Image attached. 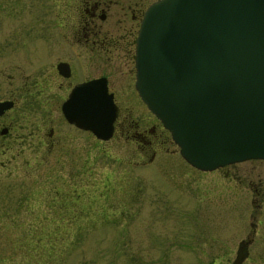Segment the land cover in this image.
Returning <instances> with one entry per match:
<instances>
[{"label": "rangeland", "instance_id": "374dc122", "mask_svg": "<svg viewBox=\"0 0 264 264\" xmlns=\"http://www.w3.org/2000/svg\"><path fill=\"white\" fill-rule=\"evenodd\" d=\"M75 3L63 12L69 19ZM118 11L121 21L115 14L102 25L126 30L129 42L137 21ZM111 89L120 114L109 139L64 126L55 111L61 147L38 135L0 155V264H230L242 240L241 264H264V160L198 169L133 86ZM142 115L149 135L134 140Z\"/></svg>", "mask_w": 264, "mask_h": 264}, {"label": "water", "instance_id": "95a60500", "mask_svg": "<svg viewBox=\"0 0 264 264\" xmlns=\"http://www.w3.org/2000/svg\"><path fill=\"white\" fill-rule=\"evenodd\" d=\"M135 87L187 162L212 170L264 159V0H155L135 38ZM65 118L112 136L104 77L74 86Z\"/></svg>", "mask_w": 264, "mask_h": 264}, {"label": "flooded vegetation", "instance_id": "af4514ba", "mask_svg": "<svg viewBox=\"0 0 264 264\" xmlns=\"http://www.w3.org/2000/svg\"><path fill=\"white\" fill-rule=\"evenodd\" d=\"M70 1L76 3L74 18L69 19V15L63 12L70 6ZM146 2L147 0H0V155L20 149V140L26 137L37 138L39 135L42 145L50 141L47 144L50 148H54L57 143L59 145V140L55 138L61 132L56 130L57 124L52 118L55 111L60 115L64 126L87 131L65 118L62 103L72 87L101 77H105L108 90L113 92L117 105L114 136L119 123L120 106L116 94L119 91L115 92L111 86H124L123 91H120L121 95L135 86V35L130 31L132 40L125 42L126 30L115 34L108 27H103L102 22L115 16L116 11L120 10L125 15L129 12L130 19L136 20L139 26L144 9L149 3ZM54 4L61 7L60 17L55 23L59 27L57 33L54 32ZM111 7H116V11H111ZM115 19L117 22L121 21V14H116ZM120 52L125 54L124 57L119 55ZM122 58L127 60L123 62ZM103 62L107 69L105 72L101 70ZM123 65L125 69L122 68ZM146 116L142 115L141 120H136L129 134L132 139L149 135ZM155 118L158 119L156 116ZM141 126L143 128L139 130ZM158 138L157 136L155 139ZM147 141L148 144L151 143V140ZM0 163L2 164L1 160ZM233 164L235 162L217 169ZM223 174L227 176L225 170ZM247 241L249 240H242L230 264L243 262L246 251L242 245Z\"/></svg>", "mask_w": 264, "mask_h": 264}]
</instances>
